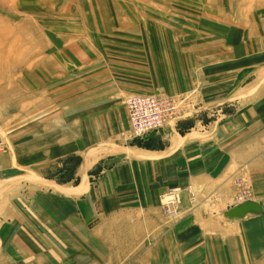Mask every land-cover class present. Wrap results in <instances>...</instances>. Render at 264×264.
<instances>
[{"label":"rangeland","instance_id":"374dc122","mask_svg":"<svg viewBox=\"0 0 264 264\" xmlns=\"http://www.w3.org/2000/svg\"><path fill=\"white\" fill-rule=\"evenodd\" d=\"M105 2L108 16L97 19L83 10L88 0H0V264H136V249L115 261L116 236L90 231L113 224L100 202L94 220L68 219L66 199L75 198L55 183L79 185L83 157L49 158L43 145L61 116L84 111L93 125L105 111L95 106L109 103L108 111L121 113L107 125L111 134L115 128L110 142L131 144L133 155L166 149L169 133L157 142L154 132L133 138L119 107L126 109L131 94L149 93L179 100L164 130L205 134L208 142L221 136L225 148L208 160L221 151L222 162L235 165L241 142L244 157L223 186L230 192L225 204L209 196L191 203L189 183L159 193L161 218L144 226L137 248L147 255L143 264H264V211L233 221L224 215L243 193L264 206V52L254 33L264 0ZM106 168L86 170L83 181L97 182ZM186 185L181 203L163 210L162 194Z\"/></svg>","mask_w":264,"mask_h":264},{"label":"crops","instance_id":"0c3cea01","mask_svg":"<svg viewBox=\"0 0 264 264\" xmlns=\"http://www.w3.org/2000/svg\"><path fill=\"white\" fill-rule=\"evenodd\" d=\"M255 16L252 19H255ZM263 31L264 21L262 20L257 22L254 29L259 42L262 41L261 45H257L256 50L261 52H264ZM221 58L219 57V59ZM112 103L114 104V102ZM97 105L95 107L105 111L97 114L93 125L84 121V117H87L83 115L84 111L81 112V116H69L68 118L61 116L58 132L53 133L55 136L51 139L47 134L45 135L44 155L49 158H64L73 155L83 157V163L77 169L81 177L80 184L68 188L60 185L64 189L60 190L67 191L66 195L69 194L75 198L73 204L66 199V202L71 205L72 211V213H69L71 217H68V219L75 218L76 220L77 218L83 225L85 221L94 220L97 213L96 204L100 202L106 213H110V221H113V224L110 226L106 224L94 226L90 231H97L100 235V230L106 229L108 234L116 236V256H112L115 261L125 258L126 254L136 249V255L132 259L136 264H143L147 255H143L142 248L138 250L137 248L141 238L144 236V226L149 221L156 222L161 218L162 210L158 205L159 193L169 184L189 183L195 191V203L199 197L206 198V196H209L208 199H213V202L219 199L223 200L224 204L227 201L229 202L230 192L224 191L223 186L231 173L236 171V164L243 160V142L238 146L239 149L234 152L235 165L233 163L229 164L227 160L222 162L220 158L221 151L214 153L219 156L217 155L218 159L212 161L208 160V158L213 155V152L220 148H225L221 136L208 142L203 139L206 136L205 134L197 136L196 132H194V134L190 133L186 136H181L170 132V130H164L166 128L164 127L154 132L153 140L157 142L159 138H164L166 133H169L166 136L170 142L168 148L145 150L141 148L138 149L139 155H133L132 152H137L136 150L133 151L134 148H132L131 144H127L124 141L118 143L110 142L113 137H116L113 133L115 128L111 134L107 125H113L118 122L121 113L116 112L115 114L111 110L108 111L110 108L109 103ZM119 107L124 116L128 115L127 108L124 109L120 105ZM126 117V122L130 126L129 115ZM67 121L71 122L69 126ZM240 139L243 140V137ZM52 141L55 143L54 148ZM237 142L235 139L233 144L237 145ZM110 146H118L119 150L113 152L109 148ZM228 160L230 161L231 159L228 157ZM105 164H107V168L103 169L105 173L97 179V182H93L96 185H93L90 181L89 183L86 180L83 181V174L86 170L89 172L91 169L94 170L95 166L102 165L104 167ZM258 166L260 167V164ZM82 167H85L83 174L80 172L83 169ZM240 174L243 173L240 172ZM196 187L203 191L201 196H199ZM220 189H222L221 192H226V194L219 193ZM64 194L61 192L59 195ZM257 202L260 203L262 211H264L263 203L259 200ZM85 206L87 210L83 208ZM10 211H14V209ZM9 217L11 220V215ZM222 219H225L224 216ZM242 219L229 218V221ZM103 220L108 221V217H103ZM94 239L99 241V238L94 237L93 243ZM3 244V242H0V245ZM158 251L159 247L156 249V256ZM120 254L125 255V257H120ZM153 260L155 259L150 262H153ZM156 260H158V256Z\"/></svg>","mask_w":264,"mask_h":264},{"label":"built area","instance_id":"2783aa9c","mask_svg":"<svg viewBox=\"0 0 264 264\" xmlns=\"http://www.w3.org/2000/svg\"><path fill=\"white\" fill-rule=\"evenodd\" d=\"M129 109L131 135L134 138L146 139L151 133L161 130L167 125L168 120L173 115L170 111H175L177 103L169 96L159 94H137L130 96L126 101ZM173 191H170L171 193ZM246 194L238 197L244 202ZM175 198L169 200L171 204L166 206V210L177 205ZM178 202V201H177Z\"/></svg>","mask_w":264,"mask_h":264},{"label":"bare ground","instance_id":"6f19581e","mask_svg":"<svg viewBox=\"0 0 264 264\" xmlns=\"http://www.w3.org/2000/svg\"><path fill=\"white\" fill-rule=\"evenodd\" d=\"M82 1H84V0H82ZM97 1L98 0H88V4L86 3V5H88V8H86V7H83V10H87L91 15H93V16H95V18H97L98 19V17L99 18H101L102 16H103V14H105L104 15V17H107L108 15H107V10H106V2H105V0H103V5H104V10L103 11H101L100 13H98L97 11H95V9H94V7H95V5H97ZM109 7H108V5H107V9H108ZM111 11V10H110ZM101 16V17H100ZM103 17V18H104ZM106 20V19H105ZM149 94H151V93H149ZM133 95H137V94H131V95H129V96H127L126 97V100H125V104H126V101H127V99L130 97V96H133ZM146 95V94H145ZM160 96H166V95H162V94H159ZM169 97H171L173 100H175L176 101V103H177V107H176V110L177 109H179V106H178V104H179V100L178 99H176V98H174V97H172V96H169ZM126 108H127V111H128V115H129V109H128V107H127V104H126ZM170 111V113H172V114H175L177 111ZM172 117V116H171ZM129 121H130V116H129ZM130 127H131V125H130ZM130 132H131V129H130ZM134 138V137H133ZM135 139H138V140H143V139H141V138H135ZM55 185H56V187L58 188V189H62V190H64L63 189V187L62 186H60L59 184H56L55 183ZM54 185V186H55ZM190 186V185H189ZM186 187H188V186H186ZM186 187H183V186H176V187H171V189H169L168 191H166L164 194H162V197H161V203H162V206H163V210H166V206L168 205V204H171V202L169 201V200H172L173 198H175L176 200H175V203H177V205L178 204H180L181 203V199H182V196H183V194L186 192L185 191V188ZM184 190V191H183ZM190 190H191V196H192V198H194V199H190L191 200V202H194V200H195V191L193 190V187L191 186L190 187ZM170 191H173V192H171V193H169ZM186 194H187V192H186ZM178 201V202H177ZM169 206V205H168ZM168 213V212H167Z\"/></svg>","mask_w":264,"mask_h":264},{"label":"water","instance_id":"95a60500","mask_svg":"<svg viewBox=\"0 0 264 264\" xmlns=\"http://www.w3.org/2000/svg\"><path fill=\"white\" fill-rule=\"evenodd\" d=\"M262 212V206L255 200H248L235 207H232L225 211L224 215L227 218H243L248 213H260Z\"/></svg>","mask_w":264,"mask_h":264}]
</instances>
